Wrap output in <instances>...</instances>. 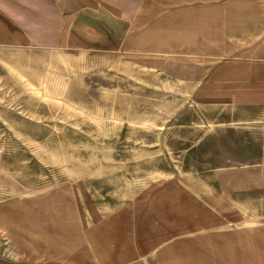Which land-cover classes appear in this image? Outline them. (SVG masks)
<instances>
[{
	"label": "rangeland",
	"instance_id": "rangeland-1",
	"mask_svg": "<svg viewBox=\"0 0 264 264\" xmlns=\"http://www.w3.org/2000/svg\"><path fill=\"white\" fill-rule=\"evenodd\" d=\"M177 74L124 53L0 47V264L70 263L77 239L90 264H116L150 232L154 251L125 264H155L157 248L216 232L204 220L225 219L238 172L264 166V128ZM104 231L93 255L87 232Z\"/></svg>",
	"mask_w": 264,
	"mask_h": 264
},
{
	"label": "crops",
	"instance_id": "crops-1",
	"mask_svg": "<svg viewBox=\"0 0 264 264\" xmlns=\"http://www.w3.org/2000/svg\"><path fill=\"white\" fill-rule=\"evenodd\" d=\"M0 47L67 56L124 53L144 65L176 70L184 80L209 79L210 96L232 108L227 117L252 131L264 128V0H0ZM173 56H184L179 60L186 64L170 65ZM158 57L162 59H153ZM238 174L241 183H232L235 193L225 203L231 212L225 219L204 220L216 232L167 243L157 248L152 262L264 264V166H247ZM221 223L242 228H223ZM87 233L90 241L95 239L89 246L94 255L106 232ZM139 239L145 248L116 264L154 251L152 232ZM80 244L77 239L66 264H90L83 257L89 252Z\"/></svg>",
	"mask_w": 264,
	"mask_h": 264
}]
</instances>
